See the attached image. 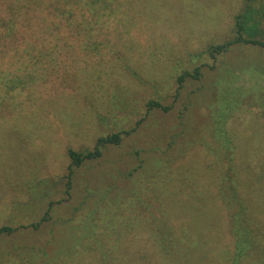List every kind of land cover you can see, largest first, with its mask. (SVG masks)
Segmentation results:
<instances>
[{"label":"rangeland","instance_id":"1","mask_svg":"<svg viewBox=\"0 0 264 264\" xmlns=\"http://www.w3.org/2000/svg\"><path fill=\"white\" fill-rule=\"evenodd\" d=\"M248 1L112 0L99 52L15 96L18 68L45 67L18 61L66 59L72 51L62 41L82 35L64 32L61 0H0V226L19 227L0 241V264H264V50L238 45L216 59L207 50L232 36ZM253 2L264 9V0ZM197 66L198 79L179 83ZM234 73L243 74L235 81ZM242 91L223 115L225 98ZM150 100L166 109L148 111ZM217 117L227 118L228 154L263 234L240 258L233 210L219 194L226 164ZM115 132L121 142L68 179L67 150L91 149ZM50 201L41 230L20 227L38 221Z\"/></svg>","mask_w":264,"mask_h":264},{"label":"trees","instance_id":"2","mask_svg":"<svg viewBox=\"0 0 264 264\" xmlns=\"http://www.w3.org/2000/svg\"><path fill=\"white\" fill-rule=\"evenodd\" d=\"M71 1L72 0H61L62 7L58 8L57 6V8L63 18L67 21L66 24L63 25L64 32L68 36H71L74 33L82 35V38L78 41H75L74 44L73 41L71 44L68 43V40L62 41L63 47L67 46L70 48V51H72V56H69L66 59H60L61 57L57 59H54L52 57H42V59H39L38 62H36V57L30 56L26 61H18L19 64L28 65V61L32 57L33 60H35V63L32 64L31 62V65L36 66L37 64L42 62L45 67L41 72L34 70L35 68H32L33 70L31 69L30 71H26L28 67H25L23 69L18 68V73L15 74L13 78H11L14 84L9 87V92H15V96H17V92H21L23 90V88H21L23 84L29 83L31 81H39V83L44 82V79L47 80V75L49 79L51 77V74H54L55 71L61 70L62 72H64L68 70L67 68L69 67L77 70L79 67V63L82 60L84 61L83 58L91 54L94 49H97L95 43L98 39L96 38V36L102 33V28L104 27V19L101 18L106 17V15L110 16L111 14H113H109L106 11L109 7L108 4L112 0H79L77 1L79 3L78 7H67V5ZM253 1L254 0H252V2L248 1L245 4L244 9H242L241 12L235 15L232 36L221 43L210 46L207 49L213 59H216L218 55L224 52H228L230 48L238 45L249 44L264 50V30L263 26H261L260 20L264 16V9L261 5L260 7H256L255 2ZM113 10L115 9L110 8L111 12H113ZM58 29H60V27ZM34 48L35 44H31L29 45V47H27L28 50ZM101 48L102 45L100 46V50ZM95 51H98V49ZM78 52H83L84 55H77ZM193 70V73L185 71L182 75L178 76L177 79L179 83L183 82L186 76L191 77L192 79H198L201 74L200 68L197 66ZM239 74L234 73V80H238V77H240ZM251 78L253 77L251 76ZM229 79L232 80V76H230ZM242 94L243 91L239 94H235L233 99L225 98L226 103L222 105L223 107H221V113L228 117V114L230 113L229 111L232 110V107L230 105H234V108L236 107V105L238 106L240 101L243 100ZM229 101H231V103L228 104ZM158 107L162 106L157 101L150 100L147 103L148 111L152 108ZM162 108L166 109V107ZM219 119L220 117H217L216 126L213 129V133L215 141L217 140L220 142L221 151L226 164V170H224L223 179L219 185V194L221 195L227 208H231L233 210V212H231V224L232 228L234 229V239L238 243V247L240 249V252L236 250V257L240 258L245 254L250 253L252 249L259 247L260 243L258 237L263 234L260 233L261 228H256L257 224L254 223L253 217L250 214L249 208L251 209L252 205L251 202L247 200L242 190L244 188L245 182L241 176L242 173L240 170V166H238L236 163L237 158L234 154L233 160V157L231 156L232 153L230 155L228 154L232 149V140L228 136L227 130L224 128V122L227 120V118L223 120L222 124H219ZM121 140L122 133L115 132L97 137L91 149L77 151L69 148L67 150V155L70 161L68 165V179L72 175L74 167L80 166L87 160L98 159L99 157H101L104 147L108 145H118ZM235 146L236 145L234 144V147ZM234 152L236 153V150ZM233 161L234 167L231 165ZM52 209L53 205L50 201L47 205L46 210L38 221L33 223L31 222L30 224L25 226L20 225V227L26 229L32 228L34 231L41 230V224L45 221H48L51 216L50 212H52ZM257 223L259 224V222ZM18 229L19 227H14L9 224L1 225L0 241L4 237L15 235ZM254 229H256V232ZM163 240L166 241L164 237ZM108 258L111 259L113 257H107L106 261H103V264H110V259L108 260Z\"/></svg>","mask_w":264,"mask_h":264}]
</instances>
